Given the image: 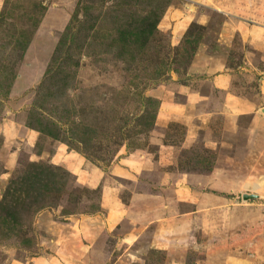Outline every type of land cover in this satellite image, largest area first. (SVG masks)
<instances>
[{"label": "rangeland", "instance_id": "374dc122", "mask_svg": "<svg viewBox=\"0 0 264 264\" xmlns=\"http://www.w3.org/2000/svg\"><path fill=\"white\" fill-rule=\"evenodd\" d=\"M262 108L264 0H0V264H264Z\"/></svg>", "mask_w": 264, "mask_h": 264}, {"label": "water", "instance_id": "95a60500", "mask_svg": "<svg viewBox=\"0 0 264 264\" xmlns=\"http://www.w3.org/2000/svg\"><path fill=\"white\" fill-rule=\"evenodd\" d=\"M253 196H257V195L254 194V193H243V194H242V197H243V198L253 197Z\"/></svg>", "mask_w": 264, "mask_h": 264}, {"label": "crops", "instance_id": "0c3cea01", "mask_svg": "<svg viewBox=\"0 0 264 264\" xmlns=\"http://www.w3.org/2000/svg\"><path fill=\"white\" fill-rule=\"evenodd\" d=\"M262 111L264 112V108H262Z\"/></svg>", "mask_w": 264, "mask_h": 264}]
</instances>
